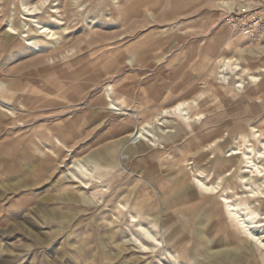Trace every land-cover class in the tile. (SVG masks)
Instances as JSON below:
<instances>
[{
	"label": "rangeland",
	"instance_id": "obj_1",
	"mask_svg": "<svg viewBox=\"0 0 264 264\" xmlns=\"http://www.w3.org/2000/svg\"><path fill=\"white\" fill-rule=\"evenodd\" d=\"M72 1L52 2L71 32L56 53L6 37L0 11V264H167L168 245L200 249L195 231L203 228L209 250L198 262L225 251L213 262L230 264L234 252L218 247L225 214L209 220L187 183L208 176L217 184L219 171L230 186L231 174L252 169L237 161L230 170V150L239 138H258L252 128L264 130V40L225 24L232 9L220 2L228 0H75L74 9ZM224 58L239 59L258 80L244 75L239 87L221 72ZM182 101L196 102L191 121L165 118L175 129L155 122L150 138L126 140ZM215 141L216 156L205 151ZM76 160L90 189L66 177ZM132 214L155 227L157 252L138 248ZM237 245L262 264L253 245Z\"/></svg>",
	"mask_w": 264,
	"mask_h": 264
},
{
	"label": "bare ground",
	"instance_id": "obj_2",
	"mask_svg": "<svg viewBox=\"0 0 264 264\" xmlns=\"http://www.w3.org/2000/svg\"><path fill=\"white\" fill-rule=\"evenodd\" d=\"M29 1L30 0H0V11H2L3 15L6 17V37H9L12 40H17L19 36H23L26 40L25 47H33L39 51V53L46 51L49 53L59 52L64 37L71 33L69 32V25L66 22L64 23L65 18L64 13L60 8L61 5L57 4L56 6H53V0H40L35 4H31ZM220 4L227 5L233 10L237 5V2L228 0L220 2ZM70 6L74 9L75 0L71 2ZM221 70L223 74H232L234 79L238 81L236 83L240 84L239 87L244 84V75H247L251 81L258 80V76H255L249 69L241 66L239 59L233 60L224 58L221 61ZM260 72L264 73V70L261 68ZM195 103V101H182L171 108H164L156 116L154 121L145 122L136 130H133L126 137V140L129 139L130 141H135L140 139L141 141L150 138L151 136H148V133L152 134L150 126L155 124V122L159 125L166 124V128L175 129L174 126H168V124L172 123L165 118L174 117L181 119L185 123L191 121L193 118L191 115V109ZM109 106H115V103L111 101ZM255 130L256 129L252 128V133L253 131L258 133V138H255L254 134H252V136L248 138L249 145L247 142L243 143L242 139L239 138L236 146L230 150V157H233L230 161L232 163L230 170L236 165L235 162L239 161L246 164V167L244 168H252V171L248 170L244 173L236 172L235 174H231L232 178L230 180H233V184L230 186L225 185L224 179L220 178L223 176V173L219 171L217 172V178L220 182L217 184L215 182H210L208 176H206L205 179H200L196 176L190 181V183H187V188H190L191 185L196 186L194 187L196 188V195L200 196L202 203L208 205L205 213L209 220L216 218L217 215L225 214L228 223V229L225 230L227 235L219 239L218 247H230L234 252V257L230 258V264H261L258 262L259 259L257 258L256 253L253 254V252H250V256H243L241 254L242 249L237 245L239 241H243L250 246L253 245L257 253L260 254L262 264H264V232L262 235H259L258 233L259 229L263 227L262 224L264 221V214H260V210L264 204V200H261L262 197H260V193H264V190L262 189L264 184V170H262L264 169V130ZM167 133L168 134L165 135L166 137H173L172 134H174V132L169 131ZM155 138L158 139H154V141L150 140L153 143L155 141L160 142V139H162L163 136H161V138L155 136ZM221 139L222 136L220 140ZM216 141L215 143L208 145L205 150L211 151V155L213 152L215 156L217 153ZM257 155L259 156L255 160ZM261 158L263 161L260 160ZM257 161L260 163L263 162V165H261L262 167L258 165ZM80 162L82 163L81 160L74 161V167L72 166L70 168L71 177H66L72 179L74 182L79 181L82 184V189L87 190L90 189L86 181L87 174L85 172L87 171L83 172L77 168L75 169ZM211 172L212 170L200 172V176L207 175ZM254 174L256 176H254ZM181 182L182 181L180 180L179 184ZM239 187L250 188L252 194L246 196L228 194L230 189H237ZM192 195L193 194L187 190V200H189L190 203ZM211 195L215 196L216 199L213 200ZM81 196L85 201H88L89 197H87L86 193L83 192ZM131 223L133 227L132 234L135 237V242L138 244V248L144 251H149L145 253L157 252V248L160 246V241L155 232V227L146 225L137 215L134 214L131 216ZM195 233L200 249L193 246L192 248L187 246V250H184L179 244L173 243L172 245H168L164 250V259L162 260L167 264H216L213 260L217 259L218 256H221L225 251H217L213 255L208 254L207 257L203 259L202 263L198 262V257L202 256V253L206 254V251L209 250L208 245L203 244V241L209 238L206 228H203L202 230L198 229ZM239 255H242V257ZM220 262L221 264H227V262H224V259H220Z\"/></svg>",
	"mask_w": 264,
	"mask_h": 264
},
{
	"label": "built area",
	"instance_id": "obj_3",
	"mask_svg": "<svg viewBox=\"0 0 264 264\" xmlns=\"http://www.w3.org/2000/svg\"><path fill=\"white\" fill-rule=\"evenodd\" d=\"M225 24L244 39L264 40V0H247L234 7L226 15Z\"/></svg>",
	"mask_w": 264,
	"mask_h": 264
}]
</instances>
